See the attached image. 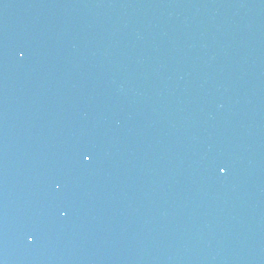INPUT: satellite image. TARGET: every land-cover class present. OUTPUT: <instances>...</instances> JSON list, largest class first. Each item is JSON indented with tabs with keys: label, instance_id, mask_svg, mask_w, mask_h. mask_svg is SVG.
Wrapping results in <instances>:
<instances>
[{
	"label": "water",
	"instance_id": "water-1",
	"mask_svg": "<svg viewBox=\"0 0 264 264\" xmlns=\"http://www.w3.org/2000/svg\"><path fill=\"white\" fill-rule=\"evenodd\" d=\"M0 264H264V0H0Z\"/></svg>",
	"mask_w": 264,
	"mask_h": 264
},
{
	"label": "snow or ice",
	"instance_id": "snow-or-ice-1",
	"mask_svg": "<svg viewBox=\"0 0 264 264\" xmlns=\"http://www.w3.org/2000/svg\"><path fill=\"white\" fill-rule=\"evenodd\" d=\"M85 160H88L90 157L88 155H84L83 157ZM224 169L222 168L221 171H223Z\"/></svg>",
	"mask_w": 264,
	"mask_h": 264
}]
</instances>
